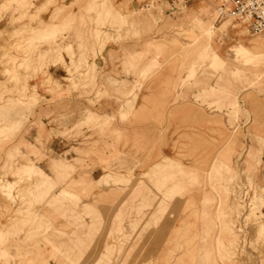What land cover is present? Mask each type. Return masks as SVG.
Returning a JSON list of instances; mask_svg holds the SVG:
<instances>
[{
  "label": "rangeland",
  "instance_id": "374dc122",
  "mask_svg": "<svg viewBox=\"0 0 264 264\" xmlns=\"http://www.w3.org/2000/svg\"><path fill=\"white\" fill-rule=\"evenodd\" d=\"M222 1L126 0L117 22V0H103L106 19L92 23L99 53L65 49L68 86L36 53L62 32L30 28L44 27L37 17L0 32V220L9 216L0 264H11L5 245L22 235L51 248L55 264H264V34L235 44L244 27L222 15ZM107 44L119 52L106 54ZM146 90L169 93L182 110L171 112L165 142L155 140L145 165L128 130ZM44 103L61 105L63 116L45 123ZM54 137L67 152L53 155ZM97 168L103 177L94 181ZM50 172L54 182L40 178Z\"/></svg>",
  "mask_w": 264,
  "mask_h": 264
},
{
  "label": "crops",
  "instance_id": "0c3cea01",
  "mask_svg": "<svg viewBox=\"0 0 264 264\" xmlns=\"http://www.w3.org/2000/svg\"><path fill=\"white\" fill-rule=\"evenodd\" d=\"M93 1L94 0H17V3H12L11 0H0V32L2 31L7 34H12L17 31L18 28H21L23 23L26 24L34 17H37L40 23H44V27L35 25L30 28H40L41 33L50 34L55 32V35L53 36H57L59 32H62L64 37L63 41L57 40L56 46L52 44L49 46L44 43L40 47L41 50L36 53L46 56L45 60L47 65L45 70L53 81H59L62 85L68 86L66 79L69 74L66 66H69L70 58L65 49L70 48L74 55L77 56L80 54V48L87 49L88 52H93L95 50L99 53V45L95 36V25L92 23L99 20L104 21L106 19V13L102 12L99 15V11L102 9L103 0ZM27 4H31L32 7L28 12L27 17L22 20L21 18L24 16L25 12L23 8H25ZM113 5L119 8V10L114 9L115 12L119 13H112L111 16H113L117 22H120L121 18L126 16L121 9L126 6L128 7L129 4L126 0H117ZM92 8H95L96 11L90 12ZM131 21L132 18L129 19V22ZM103 29L112 34H115L117 31L116 29L108 27ZM32 35L33 39L46 37L40 35L35 36V33H32ZM57 49L61 51L64 63L59 60V57H57ZM126 50H129V53H131L132 45L126 46ZM104 51L109 55L110 53H118L119 48L118 46L107 44ZM136 52L137 51H135V53ZM133 58L134 56L131 55L126 60V64H129L130 66L133 65ZM96 64L99 70H103L106 67V61L100 56L96 59ZM31 84L38 85L37 83H34L33 80H31ZM36 93L45 98L46 101H51L53 99L52 95L47 93V90L41 87L36 90ZM60 101L66 104L70 102L78 103V101L84 103L86 102V99L83 98L78 100L74 99V97L69 98L68 96H65ZM171 102L172 99L169 93H166L165 91L161 93L147 92V90L139 93L135 101L133 114H135L136 118L128 130V134L130 135V149L132 153L134 151L137 152L136 157H140L141 162L145 165L147 164L148 154L151 151L150 149L154 146L155 140L160 137L162 143L165 142L164 135L169 133L168 119L171 112L182 110L181 105H177L176 108L172 109L173 106L171 105ZM47 105L50 106L48 107ZM42 106L44 113H51L49 117H43L42 120L45 123L51 118L63 116L61 105L57 106L56 103H44ZM103 108H105V106H103ZM108 111L109 113L111 112L110 110ZM155 118L156 121L153 120ZM31 132L33 135L36 134L35 129H32ZM48 146L53 155H62L69 149V144L58 137H54ZM54 159L57 158H52L51 161ZM39 165L40 167L35 166L41 170H43L42 167H45L44 169L46 170L48 169L47 163L41 162ZM48 171H51V169H48ZM41 177H46L47 179L44 180L47 182L55 181V176L51 172L44 176L41 175L40 178ZM92 177L94 181L101 180L103 177L102 170L100 168L95 169L92 173ZM8 182L14 183L15 180L13 178H8ZM57 193L58 190L55 191L56 196ZM103 212H106V208L103 209ZM8 220L9 216L0 220L1 229L8 223ZM8 225L11 226V223ZM5 246L10 251L11 264H38L41 260V254L46 256L45 260L48 264H55L54 259L50 258L49 255L47 256V254L51 252V248L50 250L48 248L45 249L41 244L37 243L36 240L27 239L24 235L19 239L13 238V240Z\"/></svg>",
  "mask_w": 264,
  "mask_h": 264
},
{
  "label": "built area",
  "instance_id": "2783aa9c",
  "mask_svg": "<svg viewBox=\"0 0 264 264\" xmlns=\"http://www.w3.org/2000/svg\"><path fill=\"white\" fill-rule=\"evenodd\" d=\"M222 15L245 20L252 33L264 31V0H223Z\"/></svg>",
  "mask_w": 264,
  "mask_h": 264
},
{
  "label": "bare ground",
  "instance_id": "6f19581e",
  "mask_svg": "<svg viewBox=\"0 0 264 264\" xmlns=\"http://www.w3.org/2000/svg\"><path fill=\"white\" fill-rule=\"evenodd\" d=\"M220 12L221 9H220ZM227 16H230V15H227ZM230 17H233V16H230ZM235 21H237L238 24H241L242 27H244L243 29H240V31H236L234 32L233 34L235 35L236 39L234 41V43L238 44L240 47H243V48H247L249 45L250 46H253L255 43V39H250V38H247V34L249 35V33H252L249 28H248V23L245 21V20H242V19H237L235 17H233ZM225 27H227L226 29L227 30H230L231 29V26L229 24V20L227 21V24L225 25ZM237 27V26H236ZM240 26H238L239 28ZM254 35H262L264 34V31L262 33H252Z\"/></svg>",
  "mask_w": 264,
  "mask_h": 264
}]
</instances>
